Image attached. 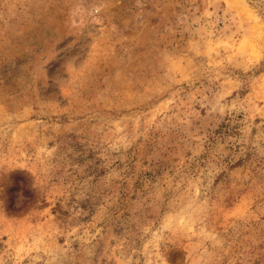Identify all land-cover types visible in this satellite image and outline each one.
Here are the masks:
<instances>
[{
	"label": "rangeland",
	"instance_id": "1",
	"mask_svg": "<svg viewBox=\"0 0 264 264\" xmlns=\"http://www.w3.org/2000/svg\"><path fill=\"white\" fill-rule=\"evenodd\" d=\"M0 264H264V0H0Z\"/></svg>",
	"mask_w": 264,
	"mask_h": 264
}]
</instances>
